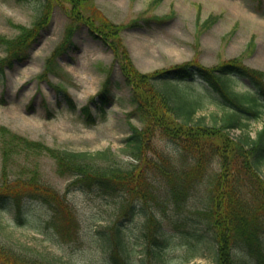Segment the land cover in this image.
<instances>
[{
	"label": "rangeland",
	"instance_id": "obj_1",
	"mask_svg": "<svg viewBox=\"0 0 264 264\" xmlns=\"http://www.w3.org/2000/svg\"><path fill=\"white\" fill-rule=\"evenodd\" d=\"M67 8L69 4L64 3L52 9L38 39L22 50L21 57H10L6 44L0 41V61L11 58V63L0 68V184L4 141L11 137L14 145L6 165L8 185L17 188L19 180L29 183L32 178L37 180L30 182L33 186L62 196L66 207L54 214L40 195L43 193L21 186L19 215L13 201L0 204V247L41 264H114L104 237L113 240L117 227L131 264H159L161 259L169 264H214L210 241L199 244L182 234L196 226L207 234L205 227L195 222L193 210L206 203L209 177L219 169L217 157L209 159L204 182L196 186L186 205L175 209L163 179L154 180L156 199L128 198L124 192L126 199L120 193L100 194L71 184L73 177L58 173L55 160L46 152L25 146L12 136L73 151L110 148L122 165L135 162L123 150L122 141L131 125L142 124L129 114L133 108L131 90L110 49L79 25L68 47L53 54L71 24ZM82 11L97 23L109 20L123 25L122 43L142 72L189 60L213 66L236 58L264 74V0H87ZM42 13L40 0H0V37L18 36L20 25L33 27ZM109 77L113 102L103 113L92 108L95 122L86 124L79 109ZM183 85L188 91L203 89L198 80ZM230 85L239 92L246 90L242 79L231 80ZM65 91L75 102L74 108L63 96ZM220 115L221 108L211 99L194 112L207 123L218 122ZM246 123L245 131L254 137L264 124V113ZM240 132L232 128L229 134L235 138ZM152 145L177 158L179 148L173 141L156 135ZM147 154L154 155L151 151ZM260 174L264 177V164ZM240 177L243 180L238 182L244 184L243 175ZM131 201L135 212L127 214L125 206ZM157 224H161L159 232ZM162 238L165 243L159 249L156 244ZM236 253L242 255L241 250Z\"/></svg>",
	"mask_w": 264,
	"mask_h": 264
},
{
	"label": "trees",
	"instance_id": "obj_2",
	"mask_svg": "<svg viewBox=\"0 0 264 264\" xmlns=\"http://www.w3.org/2000/svg\"><path fill=\"white\" fill-rule=\"evenodd\" d=\"M40 1L43 13L34 26L20 25L18 36L0 37V41L6 44L10 57H21L22 50L38 39L39 31L50 18L52 9L68 3L67 16L71 24L53 54L68 47L70 36L79 25L85 26L90 35L110 49L124 83L131 88L133 108L129 114L142 124L140 127L131 125L129 134L122 141L123 150L135 162L122 165L110 148L73 151L12 136L25 146L46 152L55 160L58 173L73 177L71 184L96 190L100 194L114 196L124 192L128 198L156 199L154 180L163 179L175 209L186 205L196 186L204 182L209 159L217 157L219 169L209 177L206 203L193 210L195 222L203 225L207 234L199 232L196 226L188 229L182 237L194 238L199 244L210 241L214 264H264V177L260 174L264 164V124L254 137L244 129L247 119L258 118L264 113L263 72L249 68L236 58L213 66L189 60L168 68L142 72L136 68L122 43L120 30L123 25L109 20L97 23L93 17L84 14L82 8L87 0ZM10 57L0 61L2 70L5 64L11 63ZM237 79L245 82L244 92L232 89L230 81ZM194 80L203 85L202 91L185 89L183 83ZM111 86L108 78L103 89L91 98V103L81 106L80 112L86 124H93L96 119L92 105L103 113L105 106L112 101ZM64 95L74 108L75 102L69 94L66 92ZM210 99L221 108L218 122L207 123L204 116H194L197 108ZM232 128L241 129L235 138L229 134ZM156 135L176 143L179 148L177 158L154 148L152 142ZM4 144L0 204L13 201L19 215L21 188L28 186L43 193L39 194L53 208L54 214L60 207L66 209L62 196L30 183L37 180L31 178L29 183L19 180L17 188L8 185L6 165L14 143L10 137ZM149 151L154 155L148 156ZM240 175L246 183L238 182L243 180ZM125 211L127 214L135 212L133 201L126 204ZM160 228L161 224L155 226L158 232ZM119 231L116 227L113 240L109 235L104 237L110 247V259L114 264H131ZM164 243L162 238L156 246L160 249ZM238 250L242 251V255H237ZM153 254L157 255L155 251ZM0 257V264H41L33 259H23L3 246L0 247ZM159 264L169 262L161 259Z\"/></svg>",
	"mask_w": 264,
	"mask_h": 264
}]
</instances>
